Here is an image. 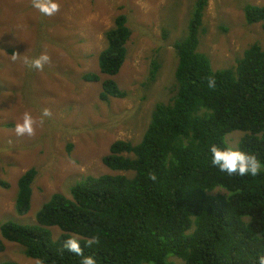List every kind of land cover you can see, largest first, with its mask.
I'll list each match as a JSON object with an SVG mask.
<instances>
[{
  "label": "trees",
  "instance_id": "16d2710c",
  "mask_svg": "<svg viewBox=\"0 0 264 264\" xmlns=\"http://www.w3.org/2000/svg\"><path fill=\"white\" fill-rule=\"evenodd\" d=\"M194 3L187 33L174 45L173 95L155 104L140 142L117 139L103 157L118 173L86 176L70 197L54 193L35 224L1 225L2 237L23 245L35 264H264V47L255 42L235 67L215 70L199 51L209 0ZM243 8L247 23L264 27V5ZM128 20L117 15L105 34L98 58L108 75L104 100L127 95L113 77L128 55ZM160 68L151 62L150 81ZM236 131L242 135L233 148ZM37 172L31 167L18 179L21 215L31 209ZM50 227L61 229L58 238Z\"/></svg>",
  "mask_w": 264,
  "mask_h": 264
},
{
  "label": "rangeland",
  "instance_id": "374dc122",
  "mask_svg": "<svg viewBox=\"0 0 264 264\" xmlns=\"http://www.w3.org/2000/svg\"><path fill=\"white\" fill-rule=\"evenodd\" d=\"M194 1L0 0V238L5 242L0 263H36L23 245L2 237L4 222L35 224L54 193L70 197L71 187L84 177L118 173L103 157L117 139L140 142L155 104L173 95L174 45L187 33ZM246 3L264 5V0H209L199 51L215 70L235 67L255 42L264 47V27L247 23ZM121 13L128 15L132 34L126 61L113 78L127 95L104 100L108 75L100 72L98 58L107 45L106 31ZM155 59L161 68L150 81ZM90 72L100 80H86ZM241 135H229L233 148ZM31 167L38 171L32 205L21 215L15 208L18 179ZM50 228L54 238L62 233Z\"/></svg>",
  "mask_w": 264,
  "mask_h": 264
}]
</instances>
